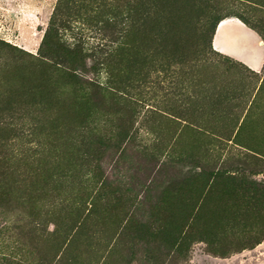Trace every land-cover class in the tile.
I'll return each instance as SVG.
<instances>
[{
    "label": "rangeland",
    "instance_id": "rangeland-1",
    "mask_svg": "<svg viewBox=\"0 0 264 264\" xmlns=\"http://www.w3.org/2000/svg\"><path fill=\"white\" fill-rule=\"evenodd\" d=\"M22 2L0 0V256L264 264V68L212 47L227 18L264 44V0Z\"/></svg>",
    "mask_w": 264,
    "mask_h": 264
},
{
    "label": "crops",
    "instance_id": "crops-1",
    "mask_svg": "<svg viewBox=\"0 0 264 264\" xmlns=\"http://www.w3.org/2000/svg\"><path fill=\"white\" fill-rule=\"evenodd\" d=\"M22 4L23 11H27V0H23ZM212 47L216 52L243 64L251 71L259 72L264 68L263 42L237 18L224 19L217 25L212 37Z\"/></svg>",
    "mask_w": 264,
    "mask_h": 264
},
{
    "label": "trees",
    "instance_id": "trees-1",
    "mask_svg": "<svg viewBox=\"0 0 264 264\" xmlns=\"http://www.w3.org/2000/svg\"><path fill=\"white\" fill-rule=\"evenodd\" d=\"M221 21H219L217 23V25ZM217 25H216V27H217ZM216 27L214 29V32L216 30ZM214 32H213V34H214ZM73 79H76V77H74ZM89 86H90V89H91V94L89 95L90 99L92 101L96 102L95 97H97V95H98L97 92H99L98 88H97V84L90 83ZM113 86L114 87L110 88V90H112L113 92L119 93L120 95H123V96H124V94L126 95L127 94L126 92L128 91V89H130V86H127V85H124V84H113ZM0 264H22V263L19 262V261L14 260L11 256H0Z\"/></svg>",
    "mask_w": 264,
    "mask_h": 264
}]
</instances>
